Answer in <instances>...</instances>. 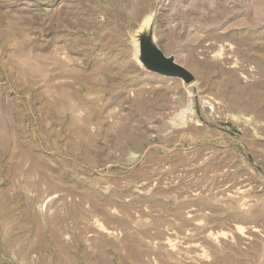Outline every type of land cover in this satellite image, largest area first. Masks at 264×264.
Masks as SVG:
<instances>
[{"label": "rangeland", "instance_id": "rangeland-1", "mask_svg": "<svg viewBox=\"0 0 264 264\" xmlns=\"http://www.w3.org/2000/svg\"><path fill=\"white\" fill-rule=\"evenodd\" d=\"M1 101L0 264H264V0H0Z\"/></svg>", "mask_w": 264, "mask_h": 264}, {"label": "water", "instance_id": "water-1", "mask_svg": "<svg viewBox=\"0 0 264 264\" xmlns=\"http://www.w3.org/2000/svg\"><path fill=\"white\" fill-rule=\"evenodd\" d=\"M139 63L148 71L165 76L180 78L185 84L193 81V76L175 63L172 57H166L153 44L150 37L142 36L138 52Z\"/></svg>", "mask_w": 264, "mask_h": 264}, {"label": "crops", "instance_id": "crops-1", "mask_svg": "<svg viewBox=\"0 0 264 264\" xmlns=\"http://www.w3.org/2000/svg\"><path fill=\"white\" fill-rule=\"evenodd\" d=\"M101 70H103V69H101ZM93 72H97V69H95V71H93ZM106 72L109 73L110 71H106ZM112 72H118L120 74L126 73L128 78L131 77L130 75L128 76V74H130L128 70H120L119 66L117 67V70L113 69ZM65 78L70 79L71 76H67V74H66ZM74 78L78 83L84 85L86 90L88 88L89 91H93L97 87V85H95L93 83L94 81H92V80H94V78L92 76H89L88 74H84V76H83V74H79V76H76ZM82 79H84V81ZM76 81H74V82L77 83ZM113 86L114 85H111V89L113 88ZM104 88L108 89L110 87L106 88V85H105ZM79 93H80V91L77 92L73 96L74 97L73 99H71V97H69V98L64 97L62 99H58V98H55L54 96L47 97L45 95H41V96L37 95L36 96L37 98L35 97L36 99H34L33 104L34 105L35 104L45 105V110L43 112L47 113V114L51 113L52 111L59 110V108H57V107L58 106H64V105H67V112H69V111L73 112V111L78 110V108L81 107L82 105H84V104L86 105V103H87L86 100H84V99L82 100V98L78 95ZM92 103H94V102H92ZM37 112H39V109H37ZM3 116H7V104H5V106H4V104H2V101H1L0 102V117L3 118Z\"/></svg>", "mask_w": 264, "mask_h": 264}, {"label": "bare ground", "instance_id": "bare-ground-1", "mask_svg": "<svg viewBox=\"0 0 264 264\" xmlns=\"http://www.w3.org/2000/svg\"><path fill=\"white\" fill-rule=\"evenodd\" d=\"M253 21H254V20H252V22H253ZM231 49H232V48H231ZM234 49H235V48H234ZM227 51H229V50H227ZM82 80L84 81V79H82ZM85 80H86V79H85ZM73 112H74V111H73ZM18 150H19V149H18ZM16 152H18V151H16ZM16 152H15V153H16ZM20 152H21V151H20ZM17 154H19V153H17ZM20 155H21V154H20ZM15 157H16V156H15ZM26 212H27V211H26ZM35 215H36V214H35ZM23 218H24V217H23ZM25 218H26V217H25ZM37 218H38V217H37ZM16 219H17V218H16ZM18 220H19V219H18ZM20 222H21V221H20ZM20 222H13V223H14L13 225H14V226L17 225V226L19 227V226L21 225ZM37 223H38V222H37ZM4 225H5V226H6V225L9 226L8 223H7L6 221L4 222ZM22 225H23V224H22ZM22 225H21L20 227H22ZM37 225H38V224H37ZM6 231H8V230H6ZM50 235L52 236L53 242L55 243V242H56V239H55L56 236H55V234L52 233V234H50ZM18 238H19V237H18ZM18 238H17V239H18ZM56 244H59V243H56ZM59 246H60V245H59ZM60 250H61V249H60Z\"/></svg>", "mask_w": 264, "mask_h": 264}]
</instances>
